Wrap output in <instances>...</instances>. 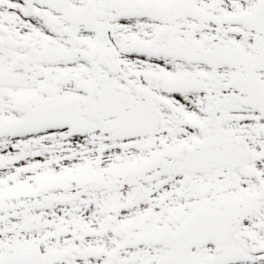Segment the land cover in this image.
<instances>
[{
	"label": "snow or ice",
	"instance_id": "1",
	"mask_svg": "<svg viewBox=\"0 0 264 264\" xmlns=\"http://www.w3.org/2000/svg\"><path fill=\"white\" fill-rule=\"evenodd\" d=\"M0 264H264V0H0Z\"/></svg>",
	"mask_w": 264,
	"mask_h": 264
}]
</instances>
